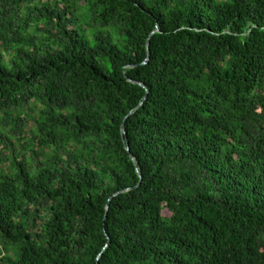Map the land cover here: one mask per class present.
<instances>
[{
	"label": "trees",
	"instance_id": "obj_1",
	"mask_svg": "<svg viewBox=\"0 0 264 264\" xmlns=\"http://www.w3.org/2000/svg\"><path fill=\"white\" fill-rule=\"evenodd\" d=\"M0 264H264V0H0Z\"/></svg>",
	"mask_w": 264,
	"mask_h": 264
},
{
	"label": "water",
	"instance_id": "obj_2",
	"mask_svg": "<svg viewBox=\"0 0 264 264\" xmlns=\"http://www.w3.org/2000/svg\"><path fill=\"white\" fill-rule=\"evenodd\" d=\"M147 45H149V41H148ZM122 131H124V128H122ZM128 149H129V148H128ZM110 199H111V198H110ZM108 207H109V203H108V205H107V210H108Z\"/></svg>",
	"mask_w": 264,
	"mask_h": 264
}]
</instances>
